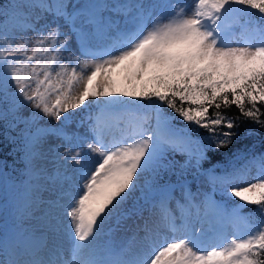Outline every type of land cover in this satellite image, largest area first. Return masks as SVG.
Masks as SVG:
<instances>
[{
  "label": "snow or ice",
  "instance_id": "snow-or-ice-1",
  "mask_svg": "<svg viewBox=\"0 0 264 264\" xmlns=\"http://www.w3.org/2000/svg\"><path fill=\"white\" fill-rule=\"evenodd\" d=\"M232 107L264 129V0H0V129L26 177L0 192V264H264V149ZM128 219L143 257L110 236Z\"/></svg>",
  "mask_w": 264,
  "mask_h": 264
},
{
  "label": "rangeland",
  "instance_id": "rangeland-1",
  "mask_svg": "<svg viewBox=\"0 0 264 264\" xmlns=\"http://www.w3.org/2000/svg\"><path fill=\"white\" fill-rule=\"evenodd\" d=\"M117 2H124V0H117ZM144 3H153V4H159V3H175L176 0H143ZM184 2L189 4V7H191L193 0H184ZM159 11V10H157ZM151 19V18H150ZM248 19V18H247ZM146 23H148V21L146 20ZM244 23V22H243ZM243 23H240L241 25ZM67 29H65L66 31ZM244 33L241 31V29L238 27L237 28V35H243ZM29 54H31V51L29 52ZM81 70H87L84 69V65L81 64L80 66ZM86 103H92V99L90 98L89 101H87ZM85 113L81 112L80 110H77L76 113V120H81L84 118ZM52 123L56 124L57 126L59 125L60 122L58 121H52ZM106 128L109 131V135L107 137L108 141L110 142H114L116 140L122 139L124 136L126 135H131L133 133V127L129 126L127 128L121 129L115 126V124L111 121L106 122ZM66 131L68 132H72V131H77L79 134H84V135H88V130H87V125H80L79 127H77V123L74 121L73 123L69 124L68 127L66 128ZM87 132V133H86ZM50 170H52V166L50 165ZM69 168L71 167V165L68 166ZM6 175V174H5ZM5 175L2 174V176H0V192H3L6 199H7V204L8 206H12L15 202L16 199L20 196L23 195V183L26 179L23 180V182L21 183V190H19L18 194L15 195L12 193V197L10 195V184L6 185L4 184L2 186L1 182H7L5 179ZM256 175V170L253 168L251 170V172L248 174L247 180L246 181H236L237 184L242 183V182H247L250 181L251 179H253ZM23 176H25V173H23ZM200 187L202 188V190L204 192H211L212 188L211 185H209L206 181H203L200 184ZM7 191L9 192V194H7ZM195 191V190H193ZM219 194H222L220 192H216ZM214 193V196L217 200H219L217 198V194ZM220 201V200H219ZM223 202V201H221ZM140 203H143V200H140ZM169 207L171 208V210L173 211V213L175 214H179V210L176 207V203L175 201H172L169 205ZM245 215L249 216V213L246 210H243ZM107 228H111L112 231L110 232V236L112 237L113 240H115L116 242H119L123 245H126L129 248V251L131 254L136 255L134 252V247L132 246V241L134 239H137L138 244L140 245L141 248H143L144 250L142 251V255H145L147 252L150 251V248H147L146 246L142 245L140 242V235H138L136 233V230L134 228V226L132 225V220L128 219L125 221H121V223L119 225H116L115 221H110L109 225L107 226ZM106 228V230H107ZM241 231H246V230H241ZM233 230L230 227H225L222 230V233L220 236L216 237L214 240H212L210 242V246H217L221 243H223V241L232 234ZM179 239L180 235L178 234H173L168 230H161L159 233H157L154 236V243L153 246L155 247H159L161 244H163L166 240H171V239Z\"/></svg>",
  "mask_w": 264,
  "mask_h": 264
},
{
  "label": "trees",
  "instance_id": "trees-1",
  "mask_svg": "<svg viewBox=\"0 0 264 264\" xmlns=\"http://www.w3.org/2000/svg\"><path fill=\"white\" fill-rule=\"evenodd\" d=\"M248 11L251 12V18L255 20L261 19L257 16V13L253 12L252 10H248ZM247 18L249 17H242L240 23H243L244 20H246ZM166 111L170 112L171 110H166ZM222 111H224V113L228 116L239 117L240 121H243V124L246 128L253 130V135L247 137L245 143H248L250 146H252L254 151H260L261 149H264V143H262V139H261L264 138V129H261L259 128L258 125L253 124L251 120H247L244 117L240 116L239 111L235 107H232L230 109H222ZM223 151H227V149H224ZM0 162H2L4 165V167L0 169V171H2L3 175L6 174L5 180L7 181L6 183L1 182L2 186L4 184L6 185L10 184L11 197H12V193L17 195L19 190L22 189L21 183L25 179V176H23V173H25L24 165L19 159V154L15 151V146L5 138L2 129H0ZM193 190H196L195 186L193 187ZM7 194H9L8 191ZM216 194H217V198L220 201H223L224 203H228V204L231 203V201L227 196L219 193ZM244 210H246L249 213V216H251L253 219L256 220L260 219V214L254 207H249Z\"/></svg>",
  "mask_w": 264,
  "mask_h": 264
},
{
  "label": "bare ground",
  "instance_id": "bare-ground-1",
  "mask_svg": "<svg viewBox=\"0 0 264 264\" xmlns=\"http://www.w3.org/2000/svg\"><path fill=\"white\" fill-rule=\"evenodd\" d=\"M87 133V132H86ZM178 235V234H177ZM67 244V242H66ZM132 246L134 247V252L137 256L143 257L144 255H142V251L144 250L143 248L140 247V245L138 244L137 239H134L132 241Z\"/></svg>",
  "mask_w": 264,
  "mask_h": 264
}]
</instances>
